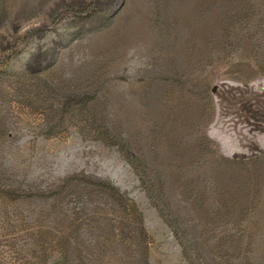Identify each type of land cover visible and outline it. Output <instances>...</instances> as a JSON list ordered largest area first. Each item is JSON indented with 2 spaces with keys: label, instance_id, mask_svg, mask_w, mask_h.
<instances>
[{
  "label": "rangeland",
  "instance_id": "rangeland-1",
  "mask_svg": "<svg viewBox=\"0 0 264 264\" xmlns=\"http://www.w3.org/2000/svg\"><path fill=\"white\" fill-rule=\"evenodd\" d=\"M0 264H264V0H0Z\"/></svg>",
  "mask_w": 264,
  "mask_h": 264
},
{
  "label": "trees",
  "instance_id": "trees-1",
  "mask_svg": "<svg viewBox=\"0 0 264 264\" xmlns=\"http://www.w3.org/2000/svg\"><path fill=\"white\" fill-rule=\"evenodd\" d=\"M104 19V17L95 15V13H89L87 15L82 16L80 23L84 24V30L80 32V34H84L89 31H94L96 29H99L100 27H103V25L106 24V20L104 21Z\"/></svg>",
  "mask_w": 264,
  "mask_h": 264
}]
</instances>
